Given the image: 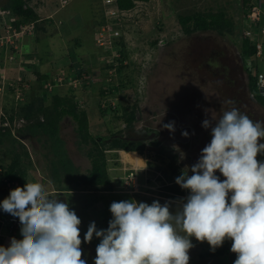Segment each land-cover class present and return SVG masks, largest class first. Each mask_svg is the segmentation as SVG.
I'll list each match as a JSON object with an SVG mask.
<instances>
[{"label":"rangeland","instance_id":"rangeland-1","mask_svg":"<svg viewBox=\"0 0 264 264\" xmlns=\"http://www.w3.org/2000/svg\"><path fill=\"white\" fill-rule=\"evenodd\" d=\"M244 1L152 0L143 10L139 23L129 21L134 19V15H129L121 26L117 21H115L117 25L111 21L109 25L112 27L110 28L116 27L122 38L127 37L128 31L135 29L140 31L141 29L153 40L152 45L147 42L148 45L145 47L138 46L140 51L135 48V51L143 59L142 63L131 61V47L136 45L135 38H138V33L132 34L131 32V43L123 41L121 43L123 45H120L122 51H127L126 62L128 63L127 68L118 75L121 83H123V93L125 94V99L121 98V102L129 108L136 106L138 118L132 127L126 128L123 120L115 116L114 113L105 116L102 114L94 120H91L89 113L87 115L81 113L83 115L80 121L70 117L64 119L58 134L63 143L62 148L68 151L63 153H66L68 159L75 164V170H78L81 175H87L92 168V163L86 154L93 146L92 143L88 144L82 141L88 142L89 134L93 137L105 138L109 173L115 181L110 187L103 188L101 193L109 191V195L77 198L71 194L74 191H68L71 188L63 184V176L60 180L51 177V161L55 159V154L58 153L49 147L52 145V140L46 136L33 137L30 134L26 139H23V145L31 155V159H27L25 162V165L28 162L26 167L30 166L29 163H31L28 170V182H39L44 185L46 191H49L51 187L55 188L58 191L56 197L59 199L67 196L69 207L76 212L82 221L80 227L83 235L86 234L91 222H95L98 230L105 229V220L111 213L110 205L112 202L132 200L129 195L112 192L117 189L123 191L125 183L122 170H117L118 167L114 166L115 161L112 156L114 150L108 149V144L114 140L115 134L126 136L127 139L133 138L134 141L155 134L152 140L145 142L147 148L144 155L148 165L145 164L144 168L148 170L149 175L138 174L139 185L150 180V184L156 183L153 187L155 191H150L148 186H144V189L139 188L144 194L152 193L150 195L155 196L157 194L166 198L168 194L163 185L169 182V177L172 175V182H175L176 178L183 174V170L186 174H191L190 167L198 161L202 149L210 143L211 130L202 126L206 118L216 121L222 117L224 111L236 108L240 113L248 115L253 121L264 122V107L256 100L251 90L248 73L244 70V63L240 57L242 36L246 29L243 13ZM77 2L84 6L88 3L85 0H78ZM160 4L163 6L160 13L164 12L165 26L160 22L162 17L158 15ZM180 13L184 17H189L192 14L198 16L199 13L206 15L223 14L225 18L232 20L238 28L231 35L226 36L216 30L206 32L199 30L188 34L182 28L181 23L179 25L177 21L179 20L177 14ZM126 17L120 19L124 20ZM168 23L173 26L168 27ZM126 24L129 25L128 31ZM120 40H116V42ZM158 41L159 45H157ZM142 42L143 39H137V43ZM128 50H130L129 54ZM97 51V56H99L97 61L102 58L101 62L105 65L111 58L112 52L107 54L104 48H98ZM122 57L125 58L123 55ZM134 58L138 59L139 56L136 55ZM251 62L252 66H257L261 70L259 75L262 73V77H264V50L261 59H258L257 62ZM0 67L5 68L4 65H0ZM36 95L37 93H33L34 97ZM0 101H3L2 97ZM228 101H232V103H227ZM82 103L84 105L85 102ZM13 114L3 111L2 107L0 108V118H3L4 115L7 119L8 124H3L6 128H18L19 124L15 119L16 117L12 116ZM169 123H174V132L163 127L164 124ZM81 124L87 125V129L83 130L84 132L79 130ZM185 131L189 133L188 137L182 135ZM14 132H17V129ZM154 141L157 142L156 145L151 144ZM261 142L264 143V141ZM6 152L3 153L4 156L0 154V161L7 156ZM257 159L264 161V155H258ZM4 161L6 162V160ZM130 167V165L126 166V168ZM173 171L176 172L173 174ZM217 175L220 176L221 180L225 179L219 172ZM120 177L122 180L117 181ZM90 189L81 187L76 191H89ZM61 192L70 194H59ZM150 195L146 197H152ZM157 195L156 197H158ZM152 199L158 200L161 204L167 201L159 197L158 199L152 197ZM94 203H98L100 207L91 209ZM176 208V205H172L171 210L175 212ZM2 232H5L4 224L0 233ZM192 240L195 241L196 239L193 237ZM227 241L229 242L226 240L223 246L217 250H223V247L228 244ZM198 243L202 245L205 254L210 251H212V255L214 254L207 241ZM81 247L83 259L87 261V264H94L95 257L93 259L91 257L95 255L93 244L82 242ZM209 256L211 257V255Z\"/></svg>","mask_w":264,"mask_h":264},{"label":"clouds","instance_id":"clouds-1","mask_svg":"<svg viewBox=\"0 0 264 264\" xmlns=\"http://www.w3.org/2000/svg\"><path fill=\"white\" fill-rule=\"evenodd\" d=\"M251 1H261L264 8L263 0H248V10ZM243 13L245 17L247 14ZM263 19L264 11L259 23ZM0 21L4 22L2 18ZM112 21L116 25L115 21L120 24L122 19ZM31 22L37 23V20ZM120 59L122 61L116 66V75L112 79L109 71L115 66L110 59L106 62L104 66L113 67L102 70L97 84L101 86L96 90L98 106L102 105L104 114L114 113L123 120V109L117 107L118 102L122 103L123 95V83L117 68L128 63L126 57ZM61 75L43 80V86L50 83L51 90L60 86L54 80ZM77 76L82 82L74 88L81 90L88 76ZM3 83L6 86V82L0 79V84ZM110 88L115 89L113 95L102 94ZM28 90H32L30 84L25 93ZM5 93L6 90L0 95ZM13 97L16 100L15 93ZM108 103L113 109L107 111L104 109H108ZM82 104V101L81 105L78 102L79 114L85 112L87 115L85 103ZM4 124L8 123L5 121ZM202 126L211 130L212 138L202 149L198 161L190 167L191 174L183 170V174L176 178L175 182L189 195L180 200L175 212L171 210L172 202L114 201L110 205L113 218L108 228L98 230L95 222H91L83 241L82 221L67 202L57 199V194L53 198L39 182H26L20 187L18 183L2 181L4 175L0 170V191L4 193L2 196H6H0V212L10 214L3 223L5 232L0 233V238H4V244L0 245V264H87L82 258V242L91 243L94 237L100 240L94 264H189V251L194 247L193 237L199 242L207 241L213 251L222 247L226 240L232 241L231 251L236 254L234 264H264V161L257 159L258 155H264V143L261 142L264 141V122L253 121L248 115L232 108L224 111L216 121L206 118ZM163 127L175 131L174 123L164 124ZM11 130L14 132L16 129ZM182 135L188 137L189 133L185 131ZM130 172L136 174L139 185L135 169H128L125 178ZM217 172L225 179L221 180ZM2 182L6 183L2 185ZM163 186H169V183ZM123 191L137 194L126 191L125 183ZM139 194L144 198L150 195ZM165 199L174 201L168 197ZM11 218L20 222L21 228L16 232L10 231ZM19 232L23 239L15 238ZM9 239L10 246L6 247Z\"/></svg>","mask_w":264,"mask_h":264},{"label":"trees","instance_id":"trees-1","mask_svg":"<svg viewBox=\"0 0 264 264\" xmlns=\"http://www.w3.org/2000/svg\"><path fill=\"white\" fill-rule=\"evenodd\" d=\"M150 0H117V5L119 10L124 13H128L133 10L136 6V2H149ZM31 0H7V4L5 6H1L0 9H8L14 16L19 18L20 23H26L31 21L38 20V15L34 12L30 5ZM248 0H245L244 10L246 14L248 13ZM195 20V24H194ZM179 21L182 25V28L185 29V32L188 34H192L196 31H209L216 30L219 31L220 34L223 35H231L232 32H235L238 26L233 23L232 20L225 18L223 14H201L198 16L191 15L189 17H180ZM193 22V24H192ZM1 23V21H0ZM19 24V23H18ZM260 25L257 26V31L260 34L261 42L264 45L262 39L261 28L264 26V19ZM258 43L255 42L252 38L248 37L245 33L242 36V47L240 52V57L244 63V70L248 73V78L250 81V87L255 95L256 100L264 107V90L261 93L258 89V81L260 76L259 73L261 70L257 66H252L251 61L257 62L258 59H261L259 56V50L257 48ZM1 50V49H0ZM12 53H16L17 51L11 50ZM1 53V51H0ZM11 53V54H12ZM121 57L122 55L126 57L127 51L119 52ZM248 63V65H247ZM106 68H112V65H106ZM127 68L124 65H121L117 68V73L120 74L122 71ZM78 77V76H77ZM80 77V76H79ZM80 79V78H78ZM42 79H39L38 86L32 88V90H28L22 92L23 100H18L16 105H13L9 109H7V113L13 114V117H16L17 123L19 124L17 132H12L9 128L3 126L5 123L6 116L0 118V154L3 155L5 151L7 156L4 157L2 161H0V170L3 172L4 178L2 181H7L11 184L18 183L20 187H23L26 182H28V172L24 169L25 162L27 159H31L30 152L23 145V139L28 137V134L31 136H46L52 140V145L49 146L52 150L57 151L55 154V159L51 161L52 170V178H60L63 176V184L68 186V191H76L79 188H98L105 189L111 186V176L108 172V161L105 149V138L101 136H95L89 134L88 142L83 140V143H92L93 146L90 148L89 152L86 156L90 159L92 163V168L87 175H81L78 173V170H75V164L68 159V157L63 152H68L66 149L62 148V140L59 139L58 134L61 131V124L64 119L68 117L75 119L76 121L81 120V115L78 111V102H76V98H83V95L79 93L76 94L78 88H74V85L65 86L66 83L60 84V88L66 89L67 92L65 95H57L53 96V90L46 85L43 86L41 83ZM27 79L23 78V80L11 79L5 86V90L12 93L19 89H23V84L27 83ZM40 84V86H39ZM45 87V88H44ZM70 87V88H68ZM115 89L110 88L108 90H104L102 94L105 95H113ZM33 93H37L34 97ZM124 93L122 95V99L124 100ZM53 97L50 101V97ZM127 98H129L127 96ZM49 100V101H48ZM80 101V100H79ZM100 108L101 114L104 115V111L102 105L98 106ZM118 108L123 109V121L126 124V127H132L136 122L138 116L136 113V106L129 108L125 104L118 102ZM131 107V106H130ZM113 106L111 103H108V109L111 110ZM81 115V116H80ZM87 129V125L81 124L79 126V130L84 132ZM84 130V131H83ZM35 134V135H34ZM121 136V134H118ZM114 140L108 144L110 150H124L127 152H140L144 154L147 146L143 141H134L133 139L126 141L123 138H118L117 135L113 136ZM151 144L156 145L157 142H152ZM50 149V150H51ZM4 156V155H3ZM3 158V157H2ZM7 158V159H5ZM6 160V162L4 161ZM31 166V163H29ZM28 166V169L30 168ZM48 169V168H47ZM176 171H173V174ZM6 182H2V185ZM169 186H166L165 191L167 192L168 198L174 200H182L184 197L186 198L189 195V192L185 189H182L176 182H172V175L169 177ZM141 189H143L142 185H140ZM7 193V192H6ZM134 196V195H133ZM136 198L140 199L141 195L137 193ZM59 199V198H57ZM61 201L67 202L66 196L60 198ZM10 216L8 213L0 212V231L2 229V225L4 221H7L6 217ZM112 213L105 220V229L109 226V221L112 219ZM21 228V227H20ZM4 238H0V245L4 244ZM100 243L99 238L94 237L91 244L94 247V256L96 257V247ZM219 251V252H218ZM215 251L214 254H230L231 264H234L236 259V254L231 251V247L229 248L226 245L223 250Z\"/></svg>","mask_w":264,"mask_h":264},{"label":"crops","instance_id":"crops-1","mask_svg":"<svg viewBox=\"0 0 264 264\" xmlns=\"http://www.w3.org/2000/svg\"><path fill=\"white\" fill-rule=\"evenodd\" d=\"M77 1L78 0H72L67 7L63 9H58L57 0H31L30 5L39 18L37 20L36 33L33 36L26 38L23 44L21 45V49L17 53L11 54L13 56L11 57L8 56L6 59H4V56L2 58L1 57L2 53H0V65L5 66V68L0 67V73H2L0 75V79L2 81H5L7 84L11 79L23 80V78H26L27 79L26 82L30 84L32 88H34L38 86L37 84L39 79H42L41 83L43 84V80L45 79L49 80L51 77L55 78L58 74H63L65 76L64 80H74L75 78H77V74H86V76H88V80H86V84H84V88L81 90H77L76 94L79 95L80 93L83 95V98H79V100L85 102V106L87 108V110H85L86 114L89 113L91 120H94L95 118H98L99 116L102 115L100 114L101 113L100 108L98 107L99 104L98 90L96 89L100 88L101 86L97 84H99L101 80L100 73L105 68V66L101 62L102 58L101 60L99 59L97 61V59L99 58V56H97L98 54L97 49L104 48L107 54L111 52L113 53L121 49L119 47L124 40L129 41L131 43L132 41L130 38L131 32L132 34L138 33L139 34L138 38H135L136 45L131 47V54H132L131 61L132 60L139 61L142 63L143 59L139 55V53L135 51V48H138V46L145 47L148 44L152 45L151 42L153 40H151V37L148 36L146 33L142 32L141 29L140 31L137 29L133 31L132 30L128 31L129 25L126 24V30L128 31L127 37L122 38L121 36L118 37L112 36L108 39V41L112 40V45L106 44V46H108L107 49L103 46H100L97 43V39H98L97 33H100L103 29H107L109 31L112 29L110 28L112 26L109 25L111 24V22H109L106 18V13H105L106 7L103 5V1L85 0L88 1L86 6H84L83 4ZM151 2L152 0H150L149 2H136L135 8L130 12L125 13V16L127 17L124 18V20H122V22L119 25L121 26V24H123V22L128 19L129 15L130 16L134 15L133 16L134 19L133 20L130 19L129 21H134L136 23H139L143 10H145L147 5H149ZM0 4L1 6H5L7 4V0H3V1L0 0ZM161 10H163V6H161L160 4V8L158 10L159 13L158 12L157 13L159 16L162 17L160 19V22H162V24L165 26L166 23L165 15H163L164 12L160 13ZM181 16L184 17V15H181V13L177 14V19H179ZM177 21L180 25V21L179 20ZM169 26H173V25L168 23V27ZM115 29L117 30L116 27ZM104 35H106V37L109 36L108 32H104ZM137 39H143V42L137 43ZM116 40H120V41L116 42ZM129 51L130 50H128V54ZM136 55L139 56L138 59L134 58ZM81 82L82 81H80V83ZM65 86H70V83H66ZM66 88L67 87L62 89L60 87L55 86L53 88L52 95L63 96L65 95L64 92L66 93L68 90ZM1 97L3 98V101L2 102L0 101V108L2 107L3 111H7V109L11 110L10 108L13 107V105H16L17 103L12 93L8 91H6L4 96L0 95V98ZM52 98L53 97L51 96L50 101L52 100ZM76 100H77L76 102H79L78 98H76ZM95 106H97V108H95ZM92 115H94L95 117H93ZM112 156L114 157V161H115L114 166H116V168L118 167L117 170L118 169L122 170L123 177H125L126 172L128 173V169H135L138 174L141 173L144 176L149 175L148 170L144 168L145 164L148 165L145 155H142L139 152L114 151ZM128 165H130L131 167L126 168V166ZM24 169L27 172L29 170L28 167L26 166L24 167ZM108 172H109V165H108ZM121 180L122 178L120 177L119 180L117 181H121ZM114 181L115 180L111 178V182L114 183ZM150 182H151L150 180L145 181L144 184H142L143 189L144 186H148V189H150V191H155L154 190L155 188L153 187L156 183L150 184ZM90 190H96V191H90ZM90 190L81 191V192L74 191L71 194L75 195L79 199L81 197H86V196L96 197L98 195H101L103 197L104 194L109 195V191H106L105 193H101L102 189L91 188ZM48 192L53 198H55V195L57 194L58 191H56L55 188L51 187ZM112 192L129 195L131 196L132 200L138 202H145L148 204H151L153 201H155L152 199V197H156L157 195V194L155 196L152 195V197H148V198L146 197L144 198L143 196H141L140 199H138L136 198L135 195L133 196L119 189ZM2 195H4V193L3 191H0V196L2 198L6 197ZM158 197L163 200L165 199L160 196ZM180 200H174V201L170 200L166 202H172V205L177 206ZM98 207H100L98 203H94L91 209ZM104 207L105 205L103 203V208ZM83 237L84 235L81 233L82 241H83ZM15 238L23 239L21 232H19V234ZM198 242L199 241L197 240L195 241L192 240L194 247L189 251L190 264H231L229 253L228 254L224 253L221 255H219L220 254L219 253L212 255V251H210L205 254L202 245H200ZM10 243H11V239L8 240L6 247L10 246ZM84 243L86 244V242ZM231 244L232 241L229 240L227 244L229 248L231 247ZM215 251L217 252L218 250L216 249ZM209 255H211V257ZM91 257L93 259L95 256L93 255ZM194 257H196V259H193Z\"/></svg>","mask_w":264,"mask_h":264},{"label":"built area","instance_id":"built-area-1","mask_svg":"<svg viewBox=\"0 0 264 264\" xmlns=\"http://www.w3.org/2000/svg\"><path fill=\"white\" fill-rule=\"evenodd\" d=\"M72 0H57L58 8L63 9L67 7ZM103 5L106 7V18L108 21L117 20L121 18L123 15L125 16V13L121 12L117 5V0H102ZM263 5L261 1H251L250 3V9L248 10L247 15L244 19V24L246 27V35L250 38H252L255 42L258 43V50L259 55L262 54L264 50V45L261 42L260 34L257 31V24L261 20V17L263 15ZM0 18L4 20L3 23L0 24V49H1V57L6 59L8 56L10 57L12 51H19L21 49V45L23 44L24 40L28 37L33 36L36 33L37 29V23L36 22H28V23H19L17 22V18L9 11L6 10H0ZM104 32H108L107 37H104ZM262 33V39H264V28L261 31ZM117 37L118 33L115 29H111L110 31L107 29H103L100 33H97V43L100 46H103L107 48V45H112V40L108 39L110 37ZM107 42V43H106ZM264 42V40H263ZM121 56L118 52H113L110 62L115 68L113 67L112 70L109 71L110 79L116 75V66L119 64L122 59H120ZM65 76L62 74L59 76L56 81V84H63L64 82L70 83V85L77 86L80 83V80L78 78H75L74 80H64ZM261 82V83H260ZM261 84V86H260ZM4 83L0 84V93H3L4 89ZM47 87L52 88V85L50 83L47 84ZM28 88V84H23V89H19L15 91V97L16 100H23L22 92ZM258 89L261 93H263L264 90V77H260ZM140 186L137 183V177L136 174L133 172H130L126 178H125V190L131 193H141ZM20 222L16 218L10 219V231L16 232L20 228Z\"/></svg>","mask_w":264,"mask_h":264},{"label":"flooded vegetation","instance_id":"flooded-vegetation-1","mask_svg":"<svg viewBox=\"0 0 264 264\" xmlns=\"http://www.w3.org/2000/svg\"><path fill=\"white\" fill-rule=\"evenodd\" d=\"M147 137H148V136H147ZM147 137L144 138V139H141V140H139V141H142V140H143V142H147V141H149V139H148L149 137H148V138H147ZM118 138H123V139H124V138H126V137L121 136V137H118ZM128 139L130 140L131 138H128ZM132 139H133V138H132ZM150 140H151V139H150Z\"/></svg>","mask_w":264,"mask_h":264},{"label":"water","instance_id":"water-1","mask_svg":"<svg viewBox=\"0 0 264 264\" xmlns=\"http://www.w3.org/2000/svg\"><path fill=\"white\" fill-rule=\"evenodd\" d=\"M155 136V134H151V136L149 137V140L152 139Z\"/></svg>","mask_w":264,"mask_h":264},{"label":"bare ground","instance_id":"bare-ground-1","mask_svg":"<svg viewBox=\"0 0 264 264\" xmlns=\"http://www.w3.org/2000/svg\"><path fill=\"white\" fill-rule=\"evenodd\" d=\"M135 156V155H134Z\"/></svg>","mask_w":264,"mask_h":264}]
</instances>
